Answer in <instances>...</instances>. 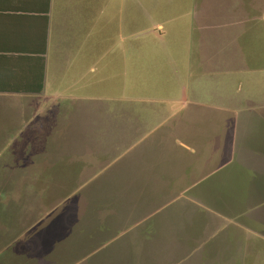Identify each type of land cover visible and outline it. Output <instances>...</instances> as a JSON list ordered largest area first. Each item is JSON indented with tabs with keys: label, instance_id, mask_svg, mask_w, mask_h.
I'll list each match as a JSON object with an SVG mask.
<instances>
[{
	"label": "rangeland",
	"instance_id": "rangeland-1",
	"mask_svg": "<svg viewBox=\"0 0 264 264\" xmlns=\"http://www.w3.org/2000/svg\"><path fill=\"white\" fill-rule=\"evenodd\" d=\"M125 4L123 7L124 0H115L110 22L105 26L109 32L101 27L98 80L89 81L94 85L84 91V94H91L90 98L99 106L41 112L44 117L40 115L38 122L28 123L22 120L16 103L0 100V183L1 188L6 189H0V205L5 208L10 202L14 203L10 212L13 218L15 212L16 222L13 218L7 220L5 228L10 229L8 239L21 235L20 244L23 243L2 253L0 264H28L23 256L28 251L38 264H48L47 261L58 258L56 252L49 249L63 232L64 224L70 219L66 232L72 221L81 216L84 210L81 201L85 200L80 196L81 187L96 178L92 175L98 168L93 165L96 159L86 147L109 148L111 154L121 148L110 140L123 136L127 126L123 117L113 119L108 107L112 110L116 106L119 109L126 107L129 113L132 106L144 125L146 122L164 124L165 128L172 122L180 125L182 133L201 147L204 156L212 147L211 141L223 143L227 149L218 162L221 175L212 179V193H206V197L216 204V208L232 213L246 212L256 201L257 205L264 203V188L250 176L255 172L264 176V108L258 110L260 119L254 124L250 116L247 119L240 117L242 130L243 127L248 129L241 144L257 153L247 156L251 167H244L227 157L233 139L231 125L235 119L230 117V112L212 105L219 104L221 97L206 92V89L235 91V100L250 107L264 102V17L261 18L264 0H131L130 9L129 0H125ZM232 9L238 14H250L249 21L238 25L217 22L205 27L202 11L208 18L220 21L221 14ZM158 23L164 25L163 30L157 27ZM129 25L130 37L126 30ZM119 27H124V32H119ZM122 36L126 39L121 41ZM210 71L230 73L234 80L229 82V87L226 86L228 79L220 80L221 85L213 82L210 86L208 83L194 102L181 105L183 89H196L200 79ZM237 84L241 88L236 91ZM189 98L190 92L188 101ZM228 103L232 104L225 101ZM175 113L178 116L173 119ZM127 124L130 125L129 119ZM212 137H216L215 140H210ZM83 154H87V158ZM198 158L193 157L194 160ZM101 177L97 185L107 178ZM116 178L118 184V176ZM226 179L228 182L224 184ZM88 190V194L93 192L92 187ZM196 209L192 201L180 200L156 219L153 217L136 226L124 239L100 250L94 261L96 264H130V261L137 263L140 259L143 264H161L182 258L189 252V245L184 244L183 238L187 231L185 222H190ZM207 215L213 220L220 217L213 211ZM258 215L264 218V211ZM228 223L225 230H233L235 225ZM238 241L237 255L222 257V260L218 257L220 261L215 258L207 264H264V252L258 257L246 254L247 245ZM260 244L264 248V242L260 241ZM175 253L177 257L172 256ZM184 258L185 264L205 260L203 255ZM91 260L90 257L81 264H90Z\"/></svg>",
	"mask_w": 264,
	"mask_h": 264
},
{
	"label": "crops",
	"instance_id": "crops-1",
	"mask_svg": "<svg viewBox=\"0 0 264 264\" xmlns=\"http://www.w3.org/2000/svg\"><path fill=\"white\" fill-rule=\"evenodd\" d=\"M114 1L0 0V100L6 99L16 103L20 108L22 120L28 123L38 122L41 119L39 116H42L41 112L59 111V109L60 111L79 110L81 107L96 106L95 100L90 98L91 94H84V91L94 85L89 81L98 80L101 27L103 31L109 32V28L105 26L110 22L109 16ZM125 5L124 0L123 7ZM130 5L131 0L128 9ZM202 13L205 16V27L214 26L217 22L220 25L243 24L248 22L250 17V14L245 12L238 14L232 9L221 14L222 19L216 21L208 18V14H204V11ZM262 17L264 13L261 14ZM124 25L126 26V23ZM157 27L163 30L164 25L158 23ZM121 30L124 32V27H119L118 31ZM126 30L130 37V25ZM122 39L125 40L126 37L122 36L121 41ZM112 47L114 49V45ZM209 73L204 79H200L196 89L190 91L187 88L183 89L184 98H181V105L184 102V105L188 106L194 102L199 92L205 91L208 83L210 86L213 82L221 85L220 80L228 79L226 86L229 87V82L234 80V77H230L232 76L230 73L224 74L219 71ZM201 84L205 86L200 87ZM235 88L237 91L241 87L237 84ZM206 90L209 95L215 94L214 96L221 97L219 104L212 105L230 112V117L235 119L231 125L233 139L230 143L228 159L236 164L239 162L243 166L251 167L246 158L249 154L255 156L257 153L241 144L248 129L243 127L242 130L240 117L247 119L250 116L253 124L258 122L260 119L258 110L264 108V102L259 101L255 106L250 107L243 101L235 100V96L237 97V94L233 93L235 91ZM189 92L191 99L189 98L188 101ZM225 101H230L232 104H225ZM108 108L110 116L112 115L111 117L116 120L123 117V123L127 127L123 136L111 137L110 143L121 146L116 154H111L109 148L100 150L91 149V146L86 147V151L89 150L94 160L96 159L94 168L95 165L98 166L96 171L92 172L93 177H96L91 181L92 195L93 198L95 197L92 203L101 210L106 207L102 218L99 212L93 214L90 223L95 224L97 229L103 223L107 227V231L102 235L99 232L92 233L93 239L98 240L102 237L107 239V243L91 254L90 264H96L94 258L98 257L100 250L124 239L133 228L143 225L153 217L156 219L162 211L182 199L192 201L197 207L191 214L190 222H185L187 231L183 233L184 244L189 245V252L182 258L168 262L185 264L184 257L194 255H203L205 258L199 260L198 264H207L215 258L220 261L218 257L222 260L237 255L238 240H241L243 245H247L246 254L258 257L264 252L260 244V241L264 242V218L258 215L261 210L264 211V203L262 205H257V201L252 203L253 206L246 211L247 213L242 211L232 213L216 208V204L205 195L212 193L211 185L214 183L212 179L221 175L218 162L226 155L224 151L227 149L222 146L223 143L216 144L215 141H211L212 147L204 156L201 147L195 145L190 137L182 133L180 125H175L173 122L168 128L159 123L146 122L144 125L132 106L129 113L126 107L119 109L116 106L113 110ZM177 116L178 113H175L172 118ZM128 119L130 125L127 124ZM64 129L65 127L61 131ZM215 138L212 137L210 140ZM86 155L83 154V157L87 158ZM194 156L199 158L194 160ZM252 170L254 171L253 167ZM255 173L250 175L251 179H254L259 187L264 188V176ZM115 175L118 176V184ZM101 176L107 178L97 185ZM226 180L224 184L228 182V179ZM202 187L206 189L202 190ZM83 188L85 184L81 187ZM84 204L85 201H81L83 212L86 207ZM210 211L220 217L215 220L207 217ZM83 212L72 221L66 232L65 227L70 219L64 224L63 232L56 237L57 241L49 249L50 252L60 255L58 262L64 261L65 264H69L68 262L71 261L68 260L69 257L83 255V248L73 247V243H78L77 241L83 236L82 232L73 233L74 227L82 220ZM227 221L235 225L233 230H225ZM172 256L177 257L176 253ZM26 257L29 264L31 257L34 256L28 251ZM90 257L76 261L74 264H81ZM55 261L56 259L49 260L47 263L55 264ZM138 261L137 263L130 261V264H143L140 263V259Z\"/></svg>",
	"mask_w": 264,
	"mask_h": 264
},
{
	"label": "trees",
	"instance_id": "trees-1",
	"mask_svg": "<svg viewBox=\"0 0 264 264\" xmlns=\"http://www.w3.org/2000/svg\"><path fill=\"white\" fill-rule=\"evenodd\" d=\"M0 175H1V173H0ZM0 181H1V179H0ZM1 187L2 186L0 183V189L2 191L6 190V189H3ZM91 187H92V183L90 182L80 192V194H81L80 196L85 199L84 201H85L86 207H85V211L83 212L81 222L78 225H76L73 229V233L74 232H82L83 233L82 238H80V240L77 241L78 243H73L74 248H80V247L83 248V255L82 256L73 255L72 257H69L68 260H71L68 262L69 264H74L76 261L90 257L91 254L95 250H97L98 248H102L107 243V239H103L102 237H100L98 240L92 238L93 232H99V234L101 233V235H102V233H105L107 231V229H106L107 227L103 223L97 229L95 224L90 223V220H91L90 218L93 214L96 215V213L99 212V214L102 218V215L104 212L103 210L106 211V207L103 208V210H101L99 207H95L96 206L95 203H92V201L95 197L93 198L92 191L90 194H88V191H89L88 189H90ZM24 194H25V191H24ZM102 197L105 198L106 196H102ZM20 200H22V198ZM86 200H88V201L86 202ZM13 204H14L13 202H10V204L5 208H2L1 207L2 205H0V240L2 237H4L2 239L4 242H2L3 244H2V246H0V256L2 255V253L9 251L11 248H13V245H17V246L23 245V244H20V236L21 235H18V236L11 238V239H8L7 235L9 234L8 232L10 229L5 228V226L8 225L6 223V221L13 218L12 213L10 212V207ZM14 218H15V212H14ZM14 218H13V220L16 222V220ZM6 241H7V243H6ZM23 256H24V260L27 261L26 253H23ZM58 260H60V255H58V258L56 259L55 262H58ZM31 262H34L35 264L39 263L35 257H31Z\"/></svg>",
	"mask_w": 264,
	"mask_h": 264
}]
</instances>
